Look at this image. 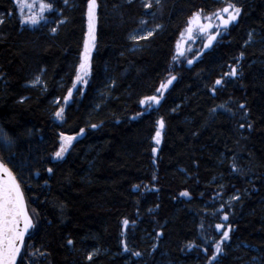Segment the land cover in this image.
Masks as SVG:
<instances>
[{
    "label": "trees",
    "instance_id": "1",
    "mask_svg": "<svg viewBox=\"0 0 264 264\" xmlns=\"http://www.w3.org/2000/svg\"><path fill=\"white\" fill-rule=\"evenodd\" d=\"M48 2L28 26L0 0V128L16 140L10 167L34 224L17 264H264V0H96L86 83L88 0ZM228 3L240 16L226 30L212 19L214 44L198 50L189 18L203 10L209 23ZM230 66L238 75L223 77ZM153 95L158 105L140 104ZM60 133L76 139L53 160ZM217 223L231 232L213 261Z\"/></svg>",
    "mask_w": 264,
    "mask_h": 264
},
{
    "label": "snow or ice",
    "instance_id": "2",
    "mask_svg": "<svg viewBox=\"0 0 264 264\" xmlns=\"http://www.w3.org/2000/svg\"><path fill=\"white\" fill-rule=\"evenodd\" d=\"M67 2V0H65ZM131 2V0H129ZM17 3L22 5L19 9L21 15L23 16L24 9H32L35 4L29 3L28 0H17ZM157 5L160 4V0H155ZM144 8L150 9L153 5L151 0H147L143 4ZM40 14L39 15H29L26 19L22 18L21 23L23 24H31L36 25L40 22V20L45 19L44 13L46 11H52L54 9V5L48 0H40L39 3ZM241 14V8L236 7L235 3H228L227 6L218 9L212 16H205L203 19L208 20L209 23H201L203 10L194 12L192 16L188 20V27L186 32L191 38V35L194 29L198 28L201 33L208 32L209 29L213 27L211 24L212 19H216L219 21V27L223 29H227L233 22L237 20V18ZM95 21H96V0H88V35L85 40L84 51L81 54L80 64L77 68L76 81H84V77L89 74V59L91 54V49L95 44ZM3 20H0V23H3ZM141 23H145V21H141ZM159 27V26H157ZM53 32L56 31L55 28L52 29ZM152 32H148V36H152ZM219 34V33H218ZM183 35V34H182ZM251 39V33L249 34ZM147 38V37H145ZM215 35L209 36L208 44H205V48H207L211 42L215 39ZM135 39V37H133ZM177 52L179 55H183V52L180 50V44L177 45ZM243 54H241L242 56ZM189 64L192 63L191 60L188 61ZM238 75L237 67L230 66V71L223 73V77L225 78H233ZM176 79L175 76L170 77L166 83H162L160 88L157 89L158 92L163 95L164 89H167L168 85H171L172 82ZM227 80L224 78L217 79L215 81L214 86L211 91L213 94L218 90L219 86H222L226 83ZM33 86L40 83V77L37 76L34 81L31 82ZM73 87H76V82L73 83ZM72 96V89L68 90V95L64 97V101L67 103L70 97ZM59 103V101H56ZM160 103V97L158 96H148L144 99L140 100L141 105H148L149 107L152 104L158 105ZM220 107H224V105H220ZM240 109H244L245 105L240 104ZM215 111V109H212ZM230 111V109H229ZM55 117L57 120L64 119V108H60L55 112ZM159 128L154 137L157 144L160 143V129L164 127V121H158ZM241 128L245 127L243 123L239 125ZM93 128L97 127V125H92ZM251 128V125H248ZM84 129H80L79 134H83ZM78 134V135H79ZM76 139L75 136L65 135L64 133H60V144L58 150H56L53 154V159L62 160L72 146L73 141ZM16 147V140L9 131L4 128H0V150H7L9 152V156L7 158L0 159V264H17L18 256H21V249L25 244V235L29 232V230L33 227L32 220L29 216L28 211L26 210V205L24 201V196L21 191L20 184L17 181V177L14 173V168L10 167L13 160L15 159V152L13 149ZM156 149H153V153L155 154ZM235 167H233V171H237ZM47 171L49 173L53 172L52 168H48ZM153 179H156L154 176ZM182 196H188V192H182ZM232 199L237 200L239 197L233 196ZM224 221H228V216L224 215L222 217ZM125 227L129 224V221L125 219L123 221ZM22 225V227H21ZM222 228L225 226L221 223H217L215 225V230L220 232ZM231 227L225 228L220 236L219 240L215 241L213 252L214 255L210 257L211 260L215 261L217 256L223 252L222 242H226L230 239ZM157 235H160L157 233ZM69 245L73 244V241L69 239L67 241ZM191 248L192 245H189ZM125 251L129 249L125 245ZM38 251V250H37ZM207 251V250H206ZM28 255H32V253H28ZM40 255H44L43 252ZM94 253H89L87 259L91 261L93 259ZM133 255L139 256V252H134ZM23 257H21L22 259Z\"/></svg>",
    "mask_w": 264,
    "mask_h": 264
},
{
    "label": "rangeland",
    "instance_id": "3",
    "mask_svg": "<svg viewBox=\"0 0 264 264\" xmlns=\"http://www.w3.org/2000/svg\"><path fill=\"white\" fill-rule=\"evenodd\" d=\"M13 1L15 2L16 7L18 9V15H19L20 19H22V18L26 19L29 15H32V14H35V15H39L40 14V9H39V3H40V1L39 0H28L29 3H34L35 6L32 9H30V10L29 9H24L23 16L21 15V12L19 10L22 7V5L18 4L17 3V0H13ZM26 25H28V26H35V25H31V24H26ZM148 32H149V30L146 33L140 34L139 35V38H144V37L148 36ZM185 35H187V32H186ZM192 37L194 39H196L198 37V39H199L198 29L197 28L195 30V33L192 35ZM199 40L201 41V45L198 48V50L203 47L204 43L206 42V40H208V38L207 39L200 38ZM188 61H189V59L186 60V65L189 64ZM53 160H55V159H53Z\"/></svg>",
    "mask_w": 264,
    "mask_h": 264
},
{
    "label": "water",
    "instance_id": "4",
    "mask_svg": "<svg viewBox=\"0 0 264 264\" xmlns=\"http://www.w3.org/2000/svg\"><path fill=\"white\" fill-rule=\"evenodd\" d=\"M86 17H87V22H88V7H87V11H86ZM210 30H211V29H209L208 32H209ZM87 35H88V32H87ZM87 35H86V38H87ZM208 41H209V38H208V40H206V42H205L204 45H203V51H204V52H205V51H208V50L211 48V46L214 44L215 39L211 42V44H210L207 48H205V44H208ZM84 46H85V44H84ZM93 49H94V46H93L92 49H91V53H92ZM91 56H92V54H90L89 62H90V60H91ZM191 64H192V63H191ZM191 64H188V65L190 66ZM172 83H173V82H172ZM171 85H172V84H171ZM171 85H168L167 89H164L163 91L168 90V88H169ZM21 191H22V190H21ZM22 193H23V192H22ZM23 196H24V195H23ZM24 201H25V198H24ZM25 205H26V201H25ZM26 210H27V206H26ZM31 220H32V219H31ZM32 224H33V222H32ZM21 227H22V225H21ZM33 229H34V224H33V227L29 230V232L26 233V235H25V239L27 238V236L29 235V233H30ZM23 247H24V245H23ZM23 247H22V249H21V252H22V250H23ZM19 257H20V256H18V258H17V262H18Z\"/></svg>",
    "mask_w": 264,
    "mask_h": 264
},
{
    "label": "flooded vegetation",
    "instance_id": "5",
    "mask_svg": "<svg viewBox=\"0 0 264 264\" xmlns=\"http://www.w3.org/2000/svg\"><path fill=\"white\" fill-rule=\"evenodd\" d=\"M204 24H205V23H204ZM197 29H198V28H197ZM210 34H211V35H214L212 29H211V31H209V32H204V33H201V32L199 31V29H198V35H199V37L202 38V39H207V38H209Z\"/></svg>",
    "mask_w": 264,
    "mask_h": 264
},
{
    "label": "bare ground",
    "instance_id": "6",
    "mask_svg": "<svg viewBox=\"0 0 264 264\" xmlns=\"http://www.w3.org/2000/svg\"><path fill=\"white\" fill-rule=\"evenodd\" d=\"M87 7H88V5H87ZM134 37H135L134 42H138V41H140V39H142V38H139V36H137V35H135ZM133 48H135V47H133Z\"/></svg>",
    "mask_w": 264,
    "mask_h": 264
}]
</instances>
